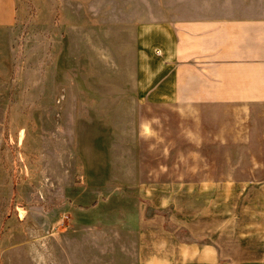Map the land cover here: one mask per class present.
<instances>
[{
  "label": "rangeland",
  "instance_id": "rangeland-1",
  "mask_svg": "<svg viewBox=\"0 0 264 264\" xmlns=\"http://www.w3.org/2000/svg\"><path fill=\"white\" fill-rule=\"evenodd\" d=\"M15 8L0 28V264H139L195 238L228 249L224 264L260 250L264 118L250 149L194 140L181 110L134 97V23L109 17L115 0Z\"/></svg>",
  "mask_w": 264,
  "mask_h": 264
},
{
  "label": "crops",
  "instance_id": "crops-1",
  "mask_svg": "<svg viewBox=\"0 0 264 264\" xmlns=\"http://www.w3.org/2000/svg\"><path fill=\"white\" fill-rule=\"evenodd\" d=\"M115 4L119 12L109 17H132L134 23V97L181 110L191 119L194 140L250 149L264 118V0ZM15 15V0H0V28L11 27ZM257 245L255 253L239 249L233 261L264 264V241ZM230 257L213 240L195 238L176 244L171 255L154 254L139 264H224Z\"/></svg>",
  "mask_w": 264,
  "mask_h": 264
}]
</instances>
